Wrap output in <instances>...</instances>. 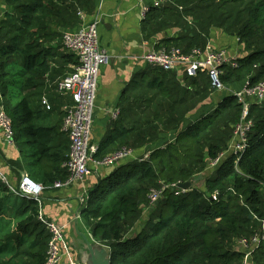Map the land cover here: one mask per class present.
I'll return each instance as SVG.
<instances>
[{
	"label": "trees",
	"instance_id": "trees-1",
	"mask_svg": "<svg viewBox=\"0 0 264 264\" xmlns=\"http://www.w3.org/2000/svg\"><path fill=\"white\" fill-rule=\"evenodd\" d=\"M94 12V0H4L0 100L21 158L6 163L22 170L25 160L27 177L42 186L68 177L63 164L70 143L61 123L70 99L56 86L78 60L64 50L62 34L80 26V13ZM213 30L237 39L242 52L235 68L223 67L222 82L232 88L246 79L264 82V0H170L149 7L140 25L143 41H155V50L184 54L204 50ZM140 75L125 90L118 118L93 157L127 147L143 149L147 158L97 179L81 220L92 240L108 248L109 264H241L237 242L264 234V102L249 108L253 127L237 165L226 155L209 173L207 161L227 149L241 105L223 96L183 127L213 94L207 76L181 82L175 73L147 65ZM167 134L173 141L158 145ZM203 175L200 190L194 183ZM187 182L190 191L176 195L169 188L149 204L151 190ZM40 206L39 199L18 196L0 181V264L45 263L49 233L37 219ZM250 264H264V246L252 251Z\"/></svg>",
	"mask_w": 264,
	"mask_h": 264
},
{
	"label": "built area",
	"instance_id": "built-area-1",
	"mask_svg": "<svg viewBox=\"0 0 264 264\" xmlns=\"http://www.w3.org/2000/svg\"><path fill=\"white\" fill-rule=\"evenodd\" d=\"M170 0H153L149 6H144L141 11L142 17L148 11L149 7H159ZM81 24L71 31H65L62 34V46L68 53L74 54L78 60V65L73 71L63 79L57 82L56 91L62 95L68 96L70 101L62 106L64 113L61 130L69 139L70 149L68 160L63 164L68 177L63 182H55V188H62L71 185L74 182L82 181L92 174L98 172L101 168H112L123 162L136 159L135 151L131 148L122 147L101 159L93 157L97 146L91 143V132L93 127V114L95 108V96L97 91V81L99 69L108 61V56L104 49L99 46L98 38V18L88 19L87 16L79 14ZM238 44V40L236 39ZM239 46L235 52L231 53L224 47L213 48L207 44L204 50L193 49L190 53L184 54L179 49H158L151 50L143 56V62L147 66H152L165 72H173L181 77L195 78L204 74L207 76L213 94L220 93L224 96L236 98L241 105V116L234 125L233 134L228 143L225 152L214 159L207 161L205 171L212 172L226 155L235 157V165L246 151L248 135L253 127V121L249 115V108L252 104L260 105L264 102V82L251 85L246 79L241 88L236 89L226 86L222 82L223 67L237 66V60L241 56ZM223 97L218 101L221 102ZM217 102V103H218ZM216 103V104H217ZM42 104L49 109L47 102L42 99ZM215 104V105H216ZM119 110L115 109L111 114L112 119L116 120ZM0 134L4 142L9 146H14L13 131L7 118L3 105L0 100ZM144 155L138 161L146 159ZM0 181L8 184L6 177L0 173ZM9 185V184H8ZM10 187V186H9ZM169 188H176V195L186 193L190 190H182L173 184L164 185L160 189L151 190L148 195L149 204L152 205L161 199V196ZM264 191V184H262ZM10 190L11 189L10 187ZM44 191V186L34 183L27 175H24L16 189L18 196L40 200ZM216 193L212 196L213 200ZM37 219L42 222L49 233L48 247L44 264H76L70 260L67 252V246L64 242V236L61 229L55 222L46 220L40 212ZM264 246V234H257L249 240L242 239L236 244V248L243 254L241 264H250L251 253L259 246Z\"/></svg>",
	"mask_w": 264,
	"mask_h": 264
},
{
	"label": "crops",
	"instance_id": "crops-1",
	"mask_svg": "<svg viewBox=\"0 0 264 264\" xmlns=\"http://www.w3.org/2000/svg\"><path fill=\"white\" fill-rule=\"evenodd\" d=\"M152 2L153 0H94L95 12L88 19L98 18L100 22L98 26L99 46L105 50L108 56L107 63L100 67L98 73L91 132V143L94 146H98L103 140L110 122L115 121L111 114L115 109H118L125 90L139 80L145 67L143 56L154 49L155 41H143L140 32L143 20L142 8L151 5ZM3 9L4 0H0V19ZM208 43L213 48L224 47L231 53L239 48L236 39L226 36L219 30L211 32ZM175 75L179 80L183 78ZM238 88L241 87L237 86L236 89ZM223 96L224 94L220 95V93L212 94L204 106L187 115L182 126L186 127L187 124L193 122ZM44 100L47 102L46 99ZM172 136V134L163 135L158 145L166 140L173 141ZM143 155V149L135 151L136 159L130 161H138L143 158ZM6 160L20 161L21 158L16 147L7 145L0 134V173L6 177L11 189L16 190L22 177L28 174V168L25 166L26 161L22 162V170H15L7 165ZM127 162L129 161L112 168H101L98 172L93 171L84 180L74 182L66 187L44 186V191L40 196L39 212L46 220L55 222L61 229L68 248V256L74 263L90 264L87 243L94 248L99 261L103 260L100 259V256L104 257L107 253L106 246L96 244L92 240L89 230L80 218V211L85 207L88 191L95 187L97 179L109 176L116 168L127 164ZM203 177L205 176L203 175ZM200 179H202L201 176ZM194 187H196L195 183ZM65 262L63 261L62 264Z\"/></svg>",
	"mask_w": 264,
	"mask_h": 264
},
{
	"label": "water",
	"instance_id": "water-1",
	"mask_svg": "<svg viewBox=\"0 0 264 264\" xmlns=\"http://www.w3.org/2000/svg\"><path fill=\"white\" fill-rule=\"evenodd\" d=\"M191 186L192 184L190 182L177 184V187L182 190H190ZM87 249H88L90 264H109L108 248H107V253L105 252L106 254L104 255V257L100 256V259H103L102 261H99V259L95 255L94 248L88 243H87Z\"/></svg>",
	"mask_w": 264,
	"mask_h": 264
},
{
	"label": "rangeland",
	"instance_id": "rangeland-1",
	"mask_svg": "<svg viewBox=\"0 0 264 264\" xmlns=\"http://www.w3.org/2000/svg\"><path fill=\"white\" fill-rule=\"evenodd\" d=\"M16 87H14L13 88V90H12V92L13 93H15V91H16V89H15ZM204 178H206V177H202V179H198V180H196L195 181V185H196V187L198 188V189H200V190H203L204 189ZM168 212V211H167Z\"/></svg>",
	"mask_w": 264,
	"mask_h": 264
}]
</instances>
